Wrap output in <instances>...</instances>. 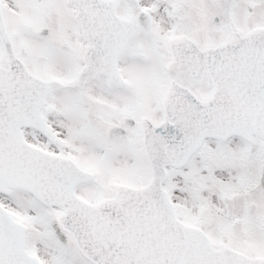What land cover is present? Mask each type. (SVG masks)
Instances as JSON below:
<instances>
[{"label": "snow or ice", "instance_id": "snow-or-ice-1", "mask_svg": "<svg viewBox=\"0 0 264 264\" xmlns=\"http://www.w3.org/2000/svg\"><path fill=\"white\" fill-rule=\"evenodd\" d=\"M0 264H264V0H0Z\"/></svg>", "mask_w": 264, "mask_h": 264}]
</instances>
